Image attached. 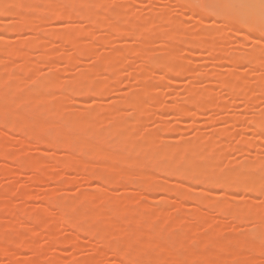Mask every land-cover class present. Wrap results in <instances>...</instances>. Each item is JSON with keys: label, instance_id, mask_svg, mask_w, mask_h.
I'll use <instances>...</instances> for the list:
<instances>
[{"label": "rangeland", "instance_id": "1", "mask_svg": "<svg viewBox=\"0 0 264 264\" xmlns=\"http://www.w3.org/2000/svg\"><path fill=\"white\" fill-rule=\"evenodd\" d=\"M33 1L43 12H38L39 16L35 11L34 17L40 18L36 29L39 32L26 31L24 29L26 25L22 27V21V24L18 21V14L33 16L30 10L32 14L25 8L22 10V8L17 9L11 6L15 8L13 9L8 5L10 8L6 10L9 14L6 10V15L5 13L0 14V26L7 25L5 30L1 29L4 25L0 28V31L2 30L0 32V58L3 55L7 56L6 53L8 55L15 53L14 56H8V60L4 57L8 62L0 67V73L2 71L1 74H3V77L0 76V87L2 83L3 86L6 85L10 91L7 89L6 94L8 92L9 94L5 95L13 99L6 101L8 99L6 97L4 102L0 103V109L8 107L10 111L11 108H17L20 104L19 94L25 92L27 96L26 92L29 91L28 95L31 97L28 96V98L31 99L28 101L27 97L21 94L22 101L25 99L29 107L35 104L42 106L41 103L44 101L43 106L48 105L49 107L51 104V110L42 120V126L43 122L45 123L43 127L45 133L41 130L43 140L31 139V129L16 132L12 131L9 123L5 126V123L0 122V150L8 151L11 157H20L17 160L22 158L26 164L31 162L30 160L34 162V159L43 161L44 169L40 173L33 172L29 165L33 162L27 164L29 168L24 163L25 161L21 160L24 165L15 162L16 158L0 157V264H31L26 262L29 258V262L31 258L35 259V264H136V262L131 263L132 261L123 260L125 261L123 262L122 258L118 259L114 251H108L105 248V244L115 241L125 246L130 245L133 250V247L138 248L142 240L151 232L153 234L156 229H158L156 233L160 232L159 227L161 230L170 232L169 244L175 247L192 246L188 250L195 251L194 259H187L182 264H201L197 260L203 252L205 261L214 262L216 260L217 257L211 253V246L202 245V241L206 238L208 240L219 239L230 250L220 255L224 264H264V223L261 236L252 237L249 235L250 230L256 226L252 219V221L239 222L227 214L228 210L230 212L233 208L231 204L234 203V206L238 204L237 209L241 207L242 211L238 210L241 214L251 211L250 206L264 213V127L263 123L262 128L250 124V121L255 118L260 119L261 116L262 120L264 118V37L256 35V31L253 32L255 28L234 29L229 20L218 23L217 18L212 15L203 16L200 10L202 6L212 3L211 0H194L193 6H187V4L180 6L181 0L180 3L179 0L178 2L177 0H82L81 4L77 2V11L82 10L86 14L85 12L95 10L97 18L94 21H88L86 15H84L85 21L81 19V16L80 18L76 16L74 20H67V18L66 20L64 18L55 20L56 13L51 15L53 10H48L49 13L43 11L45 7L47 10V7L51 5L48 9H52V4H57L55 8L59 7L57 8L58 13V9L67 8V0ZM83 13H80L82 17ZM102 17L109 20L113 28L128 29L129 37L120 35L118 30L115 32L116 29L110 26L109 29L105 27L107 31L104 27L99 29L98 23L102 21ZM133 20L134 22L139 21V27L137 25L133 28ZM19 27L20 29L22 27V31L18 29L15 31L14 28ZM171 28L176 31H171ZM6 30H14V32H6ZM57 30L60 33L76 31L77 38H70L72 42L68 40L65 41L66 43L62 41L61 43L57 37L59 34H52V31L57 32ZM169 30L172 34L176 33L175 36ZM132 33L135 37L131 35ZM168 36L172 37L171 41ZM36 37L40 39V43L35 46L33 41ZM27 41L30 46L27 43L24 44ZM76 45L79 47L77 48ZM213 49L216 51L213 52ZM46 50L52 53H49L50 60L39 61L43 60L39 58L44 56L41 54L42 52L45 54ZM3 52L5 54H2ZM16 53L20 54L18 58ZM228 56L232 59L229 57L230 60H226L225 57ZM64 59H68L67 61L71 64L64 63ZM175 65L176 69L179 66L182 67L180 72L183 73L177 75L180 68L176 70ZM172 66H174L175 70H172L175 74L170 69ZM166 68L169 70L167 71ZM144 74L147 77L144 76V82L142 80L143 83L138 84L139 81L137 82L136 78L141 80L140 76ZM74 80L77 88L78 86L85 88L93 81L106 88L101 86L103 90L99 89L100 91L95 94H84V88L79 87L83 95L77 93L80 95L77 96L72 91ZM48 83L51 84L48 89L50 91L46 93L47 89L42 85L47 84L48 86ZM144 83L145 85H142ZM242 83L245 90L241 91L237 89V86L239 87V84L241 86ZM41 87L46 91L41 92L40 90L41 94H37ZM201 97L202 102H199ZM132 99L138 102L139 111L142 110V112L136 113L138 110L134 111L130 105H127L129 104L127 102ZM194 102L204 108H199V104L196 107L197 103ZM167 108L170 109L167 111ZM25 111L21 112L24 116L28 115L27 112L29 113ZM180 111H184V115ZM0 114H2L0 120L3 121L5 115ZM62 116L74 117L71 127L68 126L70 137L73 139H63L66 145L62 139H60L62 143L59 139H49L53 141L45 143L46 145L43 144L44 138L49 135L55 136L65 126L64 122H60L54 128L49 125L52 121L62 119ZM81 119H88V127L80 128L78 122ZM127 119L130 122L125 125ZM97 129L102 134L94 141V147L104 151L105 156L102 159H96L91 154L88 156L91 152L84 155L79 151L86 148L91 136L89 134H93ZM73 140L75 147H73ZM68 143L69 147L72 143L73 150L71 147L70 149L65 148ZM147 147L154 149L151 152L149 148L150 153L156 156L155 158L162 153H167L171 156L170 158L179 157L185 149H188L183 158L179 160L178 171L185 167L183 160L187 154H190L195 164L188 168V173H197L206 167L208 170L200 174L202 182L194 181L195 184L178 175L169 178L162 173L165 160L163 162L161 159H155L163 163L152 162L153 156L147 157L148 159H144L145 156L140 157L141 152ZM201 152L204 157H200ZM122 156L126 157L124 162L120 160ZM69 157L74 158L76 162L79 161L81 165L85 164V167H88L87 164L91 166V163L94 165V162L99 161L101 168H98V174L106 180L102 182L97 180V175L95 179L92 171L91 174L85 175L87 174L85 173L86 168H83L85 169L83 174V170L80 171L81 165L75 166L79 168L77 172L76 169L72 170L73 172L71 170L66 172L65 165L71 162L76 164L74 159L69 162ZM56 158H62L68 162L64 164L62 160L59 162L60 159L56 162L54 161ZM139 162H144V166L136 169V165L132 164ZM214 164L218 166L214 167ZM93 165L87 169L93 170ZM246 165L252 166L253 170L247 173L244 168ZM115 166L121 168L122 177L120 173L114 171ZM237 168L240 172H237ZM235 169L237 174L233 175L231 171ZM135 172L139 173V179L143 184L145 180H151L155 185L156 183L160 185L168 183L169 185H166L170 189L171 184L173 186L177 184L179 188L177 185V189L176 186L172 188L176 189L175 193L186 191L190 192L191 196L188 193L184 194L187 198L184 195L183 197L174 196L172 194L174 191L170 193L168 190H145L144 186L139 183L140 181L134 185L132 181L125 182L126 176H133ZM228 175H231L232 181H235L233 182L235 183L234 188H236V183L239 184L240 181L246 180L245 178L253 185L262 180V194H250L238 186L240 191L237 188L238 191L234 190L233 187L228 189L229 191L223 188L217 190L220 187L215 189V186L204 182L206 179V181H212ZM121 178L124 181L118 182ZM182 185L190 190L187 191L184 186L181 187ZM182 188L183 190H179ZM207 193H214L217 197L214 200L211 199V202H200L199 204L194 200L195 198L193 199L197 196L200 198L202 195L208 200L210 197ZM80 196H87L90 200V204L86 207L89 212L85 218L86 224H84L89 228L91 224L98 225L100 230L96 233L87 230L86 227L83 228L86 230H81L79 227L68 226L71 203ZM61 201L65 203L63 204L66 205L65 208H61L63 205L59 207ZM124 202L127 203L124 204ZM3 203L6 205L3 206ZM216 203H227L228 205L230 203L231 209L226 204L224 210L226 213L216 214L214 209ZM111 204L114 205L115 213L106 218L103 216V209ZM136 210L141 211L137 217L134 216ZM193 212L203 213L208 219H216L217 223L214 221L208 229L203 223V227L201 223L197 225L198 222L192 224L196 226L189 227L180 226V224L177 226L174 221L173 227L163 225L165 217L172 216L173 219L177 217L178 221L183 220L184 217L187 219L188 215ZM17 218L20 222L15 224ZM154 219L160 220L158 221L160 225L156 224V229L153 230ZM46 223H51L49 229H45ZM126 224L132 229H140L142 238L136 239L133 235L122 233L124 228H127ZM189 229L190 234L198 233L196 243L193 245L190 243L192 234H189ZM209 229L211 232L212 230L218 231L219 235L210 234ZM186 233L190 237L184 235ZM61 239L65 240V243L62 244L64 241H60ZM58 240L62 244L61 247L55 243ZM76 240L84 242L83 247L77 248ZM241 240H248L252 246L255 245L254 250L245 256H234L233 251L238 248ZM29 245L31 246L28 247ZM116 252L118 255V251ZM144 258H142V263L147 261L148 264L156 263L155 261H175L172 256L161 252L152 253ZM202 260L204 261L203 257Z\"/></svg>", "mask_w": 264, "mask_h": 264}, {"label": "bare ground", "instance_id": "2", "mask_svg": "<svg viewBox=\"0 0 264 264\" xmlns=\"http://www.w3.org/2000/svg\"><path fill=\"white\" fill-rule=\"evenodd\" d=\"M68 1V4L66 5L67 6V8H65L66 10H64V8H63V10L62 9H58V13H57V8H59V7H57V8H55V6L57 5V4H52V7L53 8H55L56 9V11H55V9H48V8H50L51 7V5H49L48 7H47V10H46V7H45V9H43V11L44 12H46V11H48V10H53L54 11V13H53V11H52V14L51 15H54L55 13V15H54V17H56V19L55 20H57V18H60L61 20L64 18H67V20L69 19H76L78 16V18H80V16H81V19H84V15H86L87 16V20L88 21H94V19L95 18H97L96 17V13H95V10L93 11V10H90L88 13L87 12H85L86 14H84L83 13V11L81 10V12L80 11H77L78 10V8L76 7V5L77 4H81L83 1L82 0H67ZM182 1V4L180 5V6H182L183 4L184 5H186L187 4V6H191L192 4H193V2L195 3V1L194 0H181ZM180 0H179V3L181 2ZM212 1V3H214V4H212V3H209V4H206V5H209V6H202V8H201V10H200V13L203 15V16H206V15H212V16H214V17H216L217 18V20H218V23L220 22H222V23H224V22H228V20L230 21V23L232 24V27L234 28V29H245V28H248L249 29V27L250 28H252V29H254L253 30V32L255 33V31H256V35L257 34H259L261 37L263 36L264 37V0H211ZM15 2H16V4H15ZM78 2V3H77ZM177 2H178V0H177ZM12 3H13V5H12ZM77 3V4H76ZM35 3H34V1L33 0H1V2H0V14H4L5 13V15H6V13L8 12L6 9L8 8H10L11 6H15V8L17 7V9H21L22 8V10H23V8H25L26 10H28V12H29V10L31 11V12H33V16H31L30 14H29V16H27V15H21V14H18V16H19V20L18 21H20V23H21V21H22V27H24L25 25V27H24V29L26 30V31H30L31 32V30L33 31H35V32H37L36 31V29L38 28L37 26V23H40L39 21H40V18H39V13H41L42 11V9H40V7L37 5L36 6V4L34 5ZM212 4V5H211ZM10 7H9V6ZM83 5V4H82ZM211 5V6H210ZM45 6H47V5H45ZM193 6V5H192ZM19 7V8H18ZM38 7H39V9H38ZM76 7V8H75ZM11 8H13V7H11ZM15 8H13V9H15ZM35 8V9H34ZM37 8V9H36ZM191 8V7H190ZM33 9V10H32ZM7 12H6V11ZM10 11V10H9ZM13 11V10H12ZM15 11V10H14ZM21 11V10H20ZM35 11H36V14L37 15H39L38 16V18L39 19H37L36 17H34L35 16ZM11 12V11H10ZM31 12H29V13H31ZM13 13V12H12ZM16 13H18V12H16ZM43 13V12H42ZM47 13H49V11L47 12ZM83 13V17H82V15L81 14ZM8 14H9V12H8ZM7 14V15H8ZM14 14V13H13ZM32 14V13H31ZM77 14V15H76ZM110 14V13H109ZM48 15V14H47ZM10 16V15H9ZM8 16V17H9ZM12 16V15H11ZM17 15H16V17H18ZM61 16V17H60ZM75 16V17H74ZM77 16V17H76ZM104 16H106V14L104 15ZM3 17V16H2ZM13 17H14V15H13ZM25 17H27V19L25 18ZM31 17L33 18V19H31ZM20 18H21V20H20ZM42 18H43V16H42ZM104 17H102V21H100L99 23H98V28L100 29V27H101V29H103V27H104V29H106L105 27H107L108 29H109V26H110V28H112V29H116L115 30V32H118L120 35H122V36H124V37H127L128 35H129V33L127 32L128 31V29H121V28H118V27H111L112 26V24H111V22H109V20L107 21V19H103ZM108 18V17H107ZM53 19V18H52ZM92 19V20H91ZM66 20V19H65ZM59 21V20H58ZM84 21H85V19H84ZM148 21H150V20H148ZM41 22H43L42 20H41ZM96 22H98V21H96ZM103 22L105 23V24H103ZM107 22H109V23H107ZM139 22V21H138ZM137 22V20L134 22V20H133V23L134 24H132L133 26V28H135V26L137 27V25H138V27H139V25H140V23H138ZM2 23V22H1ZM19 23V22H18ZM88 23V22H87ZM89 23H92L93 24V22H89ZM115 23V22H114ZM113 23V24H114ZM144 23V22H143ZM149 23V22H148ZM148 23H146V24H148ZM3 24V23H2ZM1 24V25H2ZM36 24V25H35ZM4 25V26H3ZM2 26H3V28H1L2 26H0V28L1 29H3V30H5L4 28L7 26H5V24H3ZM116 25V24H115ZM128 25H130V23L128 24ZM16 26V25H15ZM36 26V27H35ZM119 26V25H118ZM142 26H144V25H142ZM253 26V27H252ZM12 27V26H11ZM22 27H21V29H22ZM33 27H34V29H33ZM120 27V26H119ZM128 27V26H127ZM28 28V29H27ZM96 28H97V26H96ZM97 28V29H98ZM124 28V27H123ZM149 28V27H148ZM8 29H10V28H8ZM12 29H13V27H12ZM15 29V31L18 29V30H21L20 29V27L19 28H14ZM132 29V28H131ZM137 29V28H136ZM54 30V29H53ZM55 30H56V28H55ZM118 30V31H117ZM120 30H121V33H120ZM174 30V28L172 29L171 28V31H173ZM2 31V30H1ZM0 31V32H1ZM13 32H14V30H12ZM12 31H8V30H6V32H12ZM22 31V30H21ZM97 31H100V30H97ZM105 31H107V29L105 30ZM109 31V30H108ZM114 31V30H113ZM123 31V32H122ZM133 31V30H132ZM170 30H169V32L172 34V32H171ZM174 31H176V30H174ZM173 31V32H174ZM4 32V31H3ZM12 32V33H13ZM34 32V33H35ZM39 32V31H38ZM72 32H73V34H72ZM168 32V33H169ZM57 33L60 35H58L57 37H58V40H60V42L62 41V42H64V43H66L68 40L69 41H71L72 42V40L71 39H75V38H77L76 37V35H77V32L76 31H70V33L67 31V32H64V33H68L69 35H65L63 32V34L62 33H60L58 30H57V32L56 31H52V34H56L57 35ZM93 33V32H92ZM96 33V32H95ZM95 33H93V34H95ZM123 33H126L125 35L123 34ZM127 33H128V35H127ZM134 33V32H133ZM133 33L131 34V35H133ZM141 34V33H140ZM171 34H169V35H171ZM174 34V35H173ZM172 35L173 36H175V34L176 33H173ZM62 35H63V37H62ZM78 35L80 36V34L78 33ZM119 35V36H120ZM171 35V36H172ZM38 36V35H37ZM169 37L168 36V39H170V41H171V39H172V37ZM66 37V38H65ZM129 37V36H128ZM133 37H135L134 35H133ZM136 37H138L137 35H136ZM37 38V37H36ZM34 39V38H32V40L34 39V43H33V45H37L38 43H40L39 41H40V39L39 38H37V39ZM60 38V39H59ZM71 38V39H70ZM175 38V37H174ZM42 39V38H41ZM65 39V40H64ZM111 39V38H110ZM119 39H121V37H119ZM66 41V42H65ZM106 41V40H105ZM169 41V40H168ZM29 41H27V42H23L24 44H28L29 46H30V44L28 43ZM61 42V43H62ZM111 42V41H110ZM110 42H108V44L110 43ZM113 42V41H112ZM74 44V43H73ZM107 43H106V45H108ZM112 44V43H111ZM28 45H26V46H28ZM31 45H32V42H31ZM35 45V46H36ZM123 45V44H122ZM122 45H120V46H122ZM74 46V45H73ZM264 46V45H263ZM76 47H77V45H76ZM75 47V48H76ZM78 47H79V45H78ZM77 47V48H78ZM76 48V49H77ZM49 51V50H48ZM82 50H80V52H81ZM216 51V49H213V52H215ZM46 53L45 54H43L44 52H42V54L41 55H44L43 57L41 56L40 57V55H39V59H43V60H39V61H46V60H44V59H47V60H50V54H52L51 52H47V50L45 51ZM79 52V53H80ZM10 53V52H9ZM19 53V52H18ZM18 53H16L17 54V58L20 56V54H18ZM47 53H48V56H49V59H48V56H47ZM81 53H83V52H81ZM2 54H5L4 52L2 53ZM7 54V56H5V55H3V57H1L0 58V67H1V65H3V64H6L5 62H8L7 60H8V56H14L15 55V53H13L14 55H12V54H9L8 55V53H6ZM84 54V53H83ZM82 54V55H83ZM95 54V53H94ZM86 55V54H85ZM46 56H47V58H46ZM4 57H6L7 58V60H6V58H4ZM229 57L230 56H228V57H225V59L226 60H230L229 59ZM2 58H4V60L2 59ZM11 58V57H10ZM51 58H53V56H51ZM62 58V57H61ZM64 58V57H63ZM66 58V57H65ZM67 58H69V57H67ZM145 58V57H144ZM231 59H232V57H230ZM36 59V58H35ZM71 59V58H70ZM75 58H73V60H74ZM97 59V58H96ZM54 60V59H53ZM68 60V59H67ZM66 59H64L63 61H64V63L66 62H68ZM100 60V59H99ZM148 61H149V59H147ZM146 60V61H147ZM62 61V62H63ZM72 60H70V62H71ZM75 61V60H74ZM95 61V60H94ZM38 62V61H37ZM69 63V62H68ZM93 63V62H92ZM146 63V62H145ZM151 63V62H150ZM69 64H71V63H69ZM68 64V65H69ZM151 64H153V63H151ZM170 64V63H169ZM261 65H262V61H261V63H260ZM172 65V64H171ZM171 65H170V67H171ZM174 65V64H173ZM264 65V64H263ZM177 66H178V64H177ZM176 65H175V69H176V67H177ZM154 67V66H153ZM178 68H180V70L178 71L179 73L177 74V75H179V74H181V73H183V72H180L181 71V69H182V67H178ZM178 68L176 69V70H178ZM184 68V67H183ZM3 69V68H2ZM1 69V70H2ZM90 69V68H89ZM92 69V68H91ZM110 68L108 67V70H109ZM171 69V71L173 72V70L172 69H174V66H172V68H170ZM174 69V70H175ZM97 70V69H96ZM100 70V69H99ZM166 70L168 71L169 70V68H166ZM166 71V72H167ZM183 71V70H182ZM53 72V71H52ZM175 72V71H174ZM173 72V73H174ZM1 73H2V71H1ZM0 73V74H1ZM35 73V72H34ZM225 73V72H224ZM141 74H142V72H141ZM140 73H139V75H141ZM170 74H172V73H170ZM175 74V73H174ZM173 75V74H172ZM0 76H2L3 77V74H1ZM35 76V75H34ZM144 76H146L145 74L143 75V76H140V78H142L141 80L139 79V78H136V77H138V75H136V77L134 76V78H136V79H138L137 80V82L139 81V83L138 84H141V83H143L144 82ZM180 76H182V75H180ZM223 76H225V75H223ZM1 77V78H2ZM147 77V76H146ZM227 77V76H226ZM229 77V76H228ZM227 77V78H228ZM33 78V77H32ZM132 79H133V77H132ZM136 79H135V81H136ZM142 80H143V82H142ZM136 82V83H137ZM141 82V83H140ZM51 83V82H50ZM2 86L1 87H3V88H1L0 87V89H2V90H0V103L3 101V100H5L6 99V95L7 94H9V92L6 94V92H7V87H6V85H4L3 86V83L1 84ZM51 84H49L48 83V86H47V84H46V86L45 85H42V87H44L45 89H47V91H46V93L47 92H49L50 90H48V89H50V86ZM108 85V84H107ZM142 85H145V83L144 84H142ZM242 85H243V83L241 84V86H240V84H239V87L237 86V89H239V90H245V88L244 87H242ZM77 85H76V83H75V80H74V82H73V86H72V91H74L75 93V95H79V94H77V93H81L80 95H83V93L84 94H95L96 92H99L100 90H103V89H101V86L102 87H104V89L106 88V86H103V85H99V84H97L95 81H93V82H91L90 84H88L87 86H85V88L83 89L81 86H78V88L76 87ZM100 86V87H99ZM244 86V85H243ZM42 87L41 88H39V92L37 93V94H41V92L42 91H44L43 89H42ZM79 87H80V89H83V90H85L83 93L82 92H80L81 90L79 89ZM242 87V88H241ZM10 88V87H9ZM71 88V87H70ZM100 89V90H99ZM6 90V91H5ZM9 90V89H8ZM40 90H41V92H40ZM71 90V89H70ZM196 90V89H195ZM194 90V92L196 93V91ZM261 90V89H260ZM10 91V90H9ZM44 91V92H45ZM71 91V92H72ZM193 91V90H192ZM43 92V93H44ZM87 92V93H86ZM191 92V91H190ZM190 92H188L189 94H193V95H196V94H194V93H190ZM262 92V91H261ZM25 92H23V93H20L19 94V96H20V100H19V105L17 106V108L15 107V109H12L11 108V110L10 111H8V107H5L6 109H0V113H4V115H5V117H4V120L3 121H1L0 120V122L1 123H5L4 125L6 126L8 123L10 124L9 126H11V129H12V131H16L17 132V130H23V132H25V131H28V130H30L31 129V131H32V138L31 139H42L43 140V137H41V130L43 131V127H45V123L43 122V126H42V120L46 117V114L51 110V104H49V107H48V105L47 106H43V102L41 103V105L42 106H40V104H35V105H33V106H31V107H29L28 106V104H27V102H26V100L28 99V101L31 99H29L28 98V94H29V91H28V93L26 92V94H27V96L24 94ZM32 93V92H31ZM42 93V94H43ZM6 94V95H5ZM21 94H24L26 97V100L24 99V96H23V99H24V101H22V98H21ZM45 94V93H44ZM16 95H17V93H16ZM15 95V96H16ZM31 95H33V94H31ZM79 95V96H80ZM188 95V94H187ZM198 95V94H197ZM29 97H31V96H29ZM190 97V96H189ZM188 97V98H189ZM198 97H200V96H198ZM198 97H196L197 99H198ZM8 99H6V101L7 100H13V99H10L9 97H7ZM15 98H17V97H15ZM194 98H195V96H194ZM188 100V99H187ZM193 100V99H192ZM196 100V99H195ZM199 100V99H198ZM194 101V100H193ZM205 101V98H204V100H203V102ZM4 102V101H3ZM17 102H18V100H17ZM199 102H202V97H201V99H200V101ZM23 103V104H22ZM127 103H129V104H127V105H130L131 107L130 108H132L134 111H137L138 110V112H136V113H139V112H142V110H140L139 111V105H138V102L135 100V99H132L131 101L129 100ZM192 103V102H191ZM195 103V102H194ZM197 103V102H196ZM195 103V104H196ZM199 103H197L196 104V107H197V105H198ZM37 105V106H36ZM138 106V107H137ZM200 106V104L198 105V107ZM0 107H1V105H0ZM53 107V106H52ZM172 107V106H171ZM138 108V109H137ZM173 108V107H172ZM199 108H204V107H199ZM10 109V108H9ZM170 109V108H169ZM168 108H167V111L169 110ZM24 110H26L25 112H27V111H29V113L27 112V114L28 115H26V116H24V115H22V113L21 112H23ZM133 110H132V112H133ZM164 112H166V111H164ZM135 113V112H134ZM180 113H182L183 115H184V111H180ZM262 113V112H261ZM260 113V114H261ZM11 114H12V116H11ZM0 115H2V114H0ZM95 116V115H94ZM1 117V116H0ZM3 118V117H2ZM260 118V117H259ZM1 119V118H0ZM74 120V117H65V116H62V119H60V120H57V121H52L49 125H51L50 127H55L56 125H59L60 124V122H64V124H65V126L62 128V129H60L59 131H58V133L55 135V136H53V137H51L50 135V137L49 136H45L46 138H44L45 140H44V143L43 144H45V143H49L51 140H49V139H73V137L71 138L70 137V130L68 129V126L69 127H71L70 125L72 124V121ZM130 122V120L129 119H127L126 121H125V125H127L128 123ZM262 123H263V127H264V118H263V120H262V116H261V118L260 119H256L255 118V120H252V121H250V124H254L255 125V127H258V128H262ZM78 124H79V126H80V128H82V129H84L85 127H88V119H81L79 122H78ZM3 125V124H2ZM8 126V127H9ZM4 127V126H3ZM7 127V128H8ZM10 128V127H9ZM42 128V129H41ZM48 128H49V126H48ZM47 129V128H46ZM52 129V128H51ZM71 129V128H70ZM50 130V129H49ZM48 131V130H47ZM46 131V132H47ZM44 133H45V131H43ZM27 133V132H26ZM29 133V132H28ZM43 133V134H44ZM21 134V133H20ZM23 134V133H22ZM25 134V133H24ZM48 134V133H47ZM101 131L100 130H96V131H94V133L92 134H89V135H91L90 137H89V139L90 140H88V145H86V148H83L82 150L80 149L79 151H81V153L82 154H84L85 155V153H86V155H87V153L88 152H91V153H88V156H90L89 154H91V155H93V157L94 158H100V159H102L104 156H105V154H104V151H102V150H100V149H96L95 147H94V141L96 140V139H98L100 136H101ZM25 135H27V134H25ZM29 135V134H28ZM46 135V134H45ZM28 137V136H27ZM29 137H30V135H29ZM26 138V137H25ZM20 139V138H19ZM23 139V138H22ZM27 139V138H26ZM30 139V138H29ZM78 139V138H77ZM58 140V141H59ZM67 140V141H68ZM76 140V139H75ZM79 140V139H78ZM41 141V140H40ZM53 141V140H52ZM51 141V142H52ZM61 141V140H60ZM50 142V143H51ZM70 142H72V141H70ZM69 142V143H70ZM76 142H78V141H76ZM41 143H42V141H41ZM47 143V144H48ZM54 143V142H53ZM56 143V142H55ZM57 143H59V142H57ZM61 143H62V141H61ZM63 143H64V140H63ZM69 143L67 144V147L65 146V148L67 149L69 146ZM65 145H66V142L64 143ZM77 144V143H76ZM46 145V144H45ZM52 145V144H51ZM55 145H57V144H55ZM71 145H72V143L70 144V147H71ZM48 146V145H47ZM50 146V145H49ZM57 146H59V144L57 145ZM61 146H62V144H61ZM52 147L54 148V146L52 145ZM70 147L68 148V149H70ZM73 147H75V142H74V140H73ZM77 147V146H76ZM59 148V147H58ZM61 148V147H60ZM72 148V147H71ZM151 149V152H153L152 150H154V149H152L151 147H147L146 149H144V151H142L141 152V154H140V157H142L143 158V156H145L144 157V159H146L147 157H152L153 155H154V153H153V155H152V153H150V149ZM54 149H56V148H54ZM148 149V150H147ZM72 150H73V148H72ZM68 151V150H67ZM187 151H188V149H185L183 152V154L181 153V156H179V157H173V158H170L171 156L170 155H168L167 153H162V154H160V155H157V158H155L156 156H153L152 157V162L153 161H157V162H161V163H163L164 161L163 160H165V162H164V169H163V171H162V173H164V175L165 176H167V177H169L170 178V176L172 177V176H174V175H178L180 178L182 177V178H184V179H188L190 182L192 181V182H196V181H201L202 182V178L200 177V174H202L204 171H206V169L208 170V167H206V168H202L201 169V171L200 172H197V173H188V168H190V166L191 165H195L193 162V159H192V157L190 156V154H187L186 156H185V158H184V160H183V162H184V164H185V167H183V169H181L180 171H178V165L180 164L179 163V160H180V158H183V155L184 154H186L187 153ZM80 153V152H79ZM150 153V154H149ZM156 153V152H155ZM82 154H80V155H82ZM149 154V155H148ZM12 155V154H11ZM79 155V154H78ZM142 155V156H141ZM13 156H15V155H13ZM83 156V155H82ZM175 156V155H174ZM203 156V152H201V154H200V157H202ZM0 157H3V158H9V157H11L10 156V153L8 152V151H3V150H0ZM161 157V158H160ZM204 157V156H203ZM16 158V159H15ZM17 158H20V157H18V156H16V157H11L10 159H15V162L17 161L18 162V164H19V162L20 163H23L25 160H22V158H21V160L23 161H21L20 159H18L17 160ZM77 158V157H76ZM10 159H8V160H10ZM59 160V162L62 160V158H56V159H54V161H56V162H58V160ZM74 159V158H70L69 157V162L70 161H72V160ZM148 159V158H147ZM154 159V160H153ZM155 159H161L160 161H158V160H155ZM77 160H78V158H77ZM120 160L122 161V162H124L125 160H126V157L124 156H122V157H120ZM150 160V159H149ZM31 162H33V160H30ZM67 161V162H68ZM145 161V160H144ZM147 161V160H146ZM14 162V163H15ZM31 162H29V163H31ZM62 163H64V164H66L67 162H66V160H62L61 161ZM74 162L76 163V164H74L73 162H71V163H68L67 165H65L64 166V169L66 170V172L67 171H70L71 170V172H73L75 169H76V172H77V170L79 171V168L78 167H75V166H77V165H81V163L79 164L78 162L79 161H77L76 162V160L74 159ZM25 164H26V161L24 162ZM23 163V164H24ZM29 163H27V164H29ZM78 163V164H77ZM144 163V162H143ZM142 162H139V163H134V164H132L133 166L134 165H136L135 166V168L136 169H140V168H142L143 166H144V164H143ZM155 163V162H154ZM153 163V164H154ZM24 164V165H25ZM26 164V166H28L29 167V165H30V167H32L30 170H32L33 172H37V173H40L41 172V170L42 169H44V162L43 161H39V160H35L34 159V162H33V164L31 163V164H29V165H27ZM156 164V163H155ZM17 165V164H16ZM22 165V164H21ZM32 165V166H31ZM69 165H70V167H69ZM71 165H73V166H71ZM92 163H91V166H89V164H87V166L88 167H92ZM212 165V164H211ZM210 165V166H211ZM84 166V167H83ZM218 165L217 164H214V167H217ZM29 167V168H30ZM72 167V168H71ZM81 167L82 168H80L81 170L80 171H82L83 170V174H84V172L85 173H87V174H85V175H88V174H91L92 172V174L94 175L93 177L95 178V176L98 178H95V179H97V180H99V181H104V180H106V178H104L102 175H100V174H98V168L100 169L101 167H100V164H99V161H97V162H94V165H93V170H91V168H89V170L87 169L88 167H85V164H82L81 165ZM97 167V168H96ZM71 168V169H70ZM78 168V169H77ZM83 168H86V170L85 169H83ZM209 168H211V167H209ZM245 170L247 171V173H249L251 170H253V167L252 166H250V165H246L245 167ZM95 169H97V170H95ZM212 169V168H211ZM238 169V168H237ZM3 170V169H2ZM73 170V171H72ZM85 170V171H84ZM0 171H1V169H0ZM44 171V170H43ZM92 171V172H91ZM97 171V172H96ZM114 171L116 172V173H120V177H122L123 176V174L121 173V168L119 167V166H115L114 167ZM236 169L235 170H232L231 171V173L234 175V174H237L236 173ZM96 174H95V173ZM100 172V171H99ZM237 172H240V169H238V171ZM100 175V176H99ZM133 176H126V178H125V182L127 181V182H129V181H132V185H134V184H137V182H139V183H141L142 181L139 179V173L138 172H135L134 174H132ZM232 175V176H233ZM218 178V177H217ZM101 179V180H100ZM246 180H242V182L240 181V183L239 184H237L236 183V188H237V186H238V188H240V189H243V191H248V193H250V194H255V195H257L256 193H261L262 194V180H259V183H255V185H253L252 183H250V181L247 179V178H245ZM122 178L118 181V182H122V181H124V180H122ZM207 180V179H206ZM204 181L206 184H207V182H208V184L210 183V185H212V186H215L214 188L216 189L217 187H220V188H217V190H222V188L223 189H225L226 191H229L228 189H230V188H232L233 186L235 187V183H233V182H235L234 180L232 181V179H231V175H228L227 177H224V178H218V179H214V180H212V181H214V182H212L211 180H208V181ZM183 181V180H182ZM211 181V182H210ZM144 182V184L143 183H141L142 184V186H144V189L145 190H151V189H153V190H163V191H165V190H168L169 192L171 191H174V192H172V194L174 195V196H181V197H183L182 195H184V194H187L188 192H183V191H177V193H175L176 191V189H177V186L174 184V186L171 184V187L172 188H174L175 186H176V189L174 190V189H170V187L168 186L169 184L168 183H165V184H157L156 183V185H155V183H153L151 180L150 181H147V180H145V181H143ZM195 182H194V184H195ZM198 183V182H197ZM204 183V184H205ZM166 184H168V185H166ZM186 184V183H185ZM192 184V183H191ZM191 184H188V185H191ZM232 184V185H231ZM128 185H130V184H128ZM154 185V186H153ZM160 185V186H159ZM165 185V186H164ZM181 185V184H180ZM187 185V184H186ZM156 186V187H155ZM184 185H182L181 187H183ZM208 186V185H207ZM211 186V187H212ZM168 187V188H167ZM210 187V186H209ZM233 187V188H234ZM178 188H179V186H178ZM184 188H185V186H184ZM236 188H234V190H237ZM170 189V190H169ZM186 189V188H185ZM179 190H183V188L182 189H179ZM187 191L188 190H190V189H188V187H187V189H186ZM232 190V189H231ZM239 190V189H238ZM237 190V191H238ZM168 191H167V194H168ZM240 191V190H239ZM170 192V193H171ZM164 193H166V192H164ZM190 193V192H189ZM188 193V194H189ZM185 196V198H187L186 197V195H184ZM188 196V195H187ZM189 196H191V194H189ZM188 196V197H189ZM192 196H194V195H192ZM207 196L208 197H210L208 200H206V198H203L202 197V195H201V197L199 198V196H197V197H193V199L195 200V201H198V204L201 202V203H208V202H211L210 200L212 199V200H214V198L215 197H217V195H215L214 193H207ZM179 198V197H178ZM184 198V199H185ZM191 198V197H190ZM202 198V199H201ZM189 199V198H188ZM205 199V200H204ZM203 200V201H202ZM189 201V200H188ZM193 202V201H192ZM219 202V201H218ZM127 202H124V204H126ZM228 203V202H227ZM226 203V204H227ZM63 204H65L63 201H61V203H59V207H61ZM90 204V200L88 199V197L87 196H80V197H78L77 199H75L72 203H71V206H70V217L68 216V218L70 219V221H69V223H68V226H75L76 228H80L81 230L83 229V228H87V230H89V231H93L94 233H96V232H98V230H100L99 229V227H98V225H96V224H91V227L89 228V227H87V225L85 226V218H86V216H87V214H88V210L86 209V207H87V205H89ZM196 204V203H195ZM220 203H216V206L214 205V209H215V212H216V214L218 213V214H220V215H222V214H224V213H226L224 210L226 209V206L228 205H226V204H220ZM235 204V203H234ZM234 204L232 205L231 204V206L233 207L232 209L229 207V205H230V203H229V205H228V207H229V209H231V211L229 212V210H228V215H230L233 219H235V221H239V222H244V221H248V220H251L252 222H254V223H256V226H255V228L254 229H251L250 230V234L249 235H252V237H254V236H261L260 234H262V224L264 223V213H262L261 211H257L258 209H256V208H254L253 206H250V210L251 211H249L248 213L246 212V213H242L241 214V212H238V210H240L241 209V207H239L238 209H237V207H238V204L237 205H235L234 206ZM4 205H6V203H3V206ZM223 205V206H222ZM242 205V204H241ZM114 205L113 204H111V205H109V206H107L106 208H104L103 209V216L104 217H110V216H112L114 213H115V211H114V207H113ZM225 206V207H224ZM66 207V205H63L61 208H65ZM180 208V207H179ZM178 208V210H180ZM209 208V207H208ZM248 208V207H247ZM139 210V209H138ZM226 210V211H227ZM240 211H242V210H240ZM140 212L141 211H135L134 212V216H139L140 215ZM223 212V213H222ZM243 212H245V210L243 209ZM222 213V214H221ZM190 214V213H189ZM189 217V219L187 218V219H185L186 217H184L183 218V220L181 219H179L178 221H177V217L176 218H172V216L171 217H165V219L163 218V225L164 224H166V225H171L172 227H173V224H175L176 223V225L177 226H179V224H180V226H187V227H189V226H196V225H192L193 223L195 224V223H197V225H199V223H201V226H202V223L204 224V227H206L207 229H208V226L210 227L211 225H212V223H214V221H215V223H217V221H216V219H208L203 213H195V212H193V214H190V215H188ZM174 217V216H173ZM158 218V217H157ZM156 218V219H157ZM182 218V217H181ZM68 219V220H69ZM132 219H134L133 217H132ZM156 219H154L155 221L153 222V224H152V229L154 230V229H156V227L155 226H157L158 224H159V222L158 221H160L161 220V218H160V220H156ZM173 219V220H172ZM176 219V220H175ZM184 219L186 220V221H184ZM153 220H151V222H152ZM162 221V220H161ZM173 221L175 222V223H173ZM194 221V222H193ZM20 222V219L19 218H17L16 219V221H15V224H18ZM133 222V221H132ZM52 223V222H51ZM51 223H46L45 224V229H49L50 227H51ZM85 223V224H84ZM84 224V225H83ZM157 224V225H156ZM183 224V225H182ZM149 225H151V224H149ZM160 225V224H159ZM158 225V226H159ZM161 225H162V223H161ZM70 226V227H71ZM81 226H84V227H81ZM126 227L127 228H124L125 230H123L122 231V233L124 232V234H126V235H133L136 239H139L140 237H141V235H142V233H141V230L140 229H132V228H130V226L129 225H127L126 224ZM164 227H165V225H164ZM203 227V226H202ZM89 228V229H88ZM150 228V227H149ZM161 227H159V231L160 232H158V233H156V230H158V229H156V230H154L153 231V234H152V232L150 233V235L146 238L145 237V239L144 240H142V242L139 244V246H138V248H136V247H133V250H132V247L130 246V245H127V246H125V244L124 245H122V244H119V243H116L115 241H112V242H107V244H105V248L109 251H114L113 253H115L116 254V256H118L119 258L118 259H121L122 261L123 260H125V261H132L131 263H134V262H136V264H148V263H146V262H144V263H142V258L143 259H145L144 257L145 256H149V255H151L152 253H157V252H161V253H164V254H167V255H170V256H172L173 258H175V261L173 262V261H168V262H157V261H155L156 263H153V264H182L185 260H187V259H189V260H192V259H194V256H195V251H189L188 250V248H192V246H188V247H186V246H181V247H179V246H177V247H175L173 244H169V241H168V236H170L169 234H170V232L167 230H164V229H160ZM176 228V227H175ZM191 228V227H190ZM151 229V228H150ZM151 229V230H152ZM171 229V228H170ZM169 229V230H170ZM186 229H188V228H186ZM83 230H86V229H83ZM172 230V229H171ZM210 230V229H209ZM187 231V230H186ZM189 231V234H190V229L188 230ZM187 231V232H188ZM208 231V230H207ZM264 232V231H263ZM212 233V235H219V233H218V231H213L212 230V232H211V230H210V234ZM189 234L188 233H186V234H184V235H187V236H189ZM192 234V233H191ZM190 234V235H191ZM198 234V233H197ZM197 234H195V233H193L192 234V238H190L192 241L190 242V243H192L191 245H193V244H195L196 243V241H195V239L197 238ZM36 236H38V234H36ZM190 237V236H189ZM142 238V237H141ZM80 239V238H79ZM82 240V239H81ZM81 240H79L80 241V244H79V241H77L76 243L78 244V246H77V248H80V247H83V243H81L82 241ZM60 241H64V242H62V244L63 243H65V240H63V239H61ZM59 240L56 242L55 241V243H57V245L59 246V247H61L62 246V244H61V242H60ZM84 241V240H83ZM195 241V242H194ZM54 243V246L56 245ZM67 243V242H66ZM75 243V244H76ZM76 244V245H77ZM61 245V246H60ZM80 245V246H79ZM82 245V246H81ZM202 245L203 246H211V253H212V255H214V256H216L217 258H216V260L214 261V262H207V261H205V254H204V252L202 253V254H200V257H199V259L197 260V262H199V263H201V264H224V262H223V259L220 257V255L223 253H226L227 251H230L226 246H225V244L224 243H222L219 239H216V240H208V238H206V239H204V241H202ZM264 245V244H263ZM31 245H29L28 247H30ZM75 246V245H74ZM253 246H255V245H253ZM250 243H249V241L248 240H241L240 242H239V244H238V248L236 249V250H234L233 252V255L234 256H238V257H240V256H245L246 254H248V253H250L251 251H253L254 250V247H253ZM261 248H263L262 247V245H259ZM258 246V247H259ZM57 247V246H56ZM129 247V248H128ZM131 247V248H130ZM257 247V248H258ZM137 250H136V249ZM121 249V250H120ZM116 251H118V255H117V252ZM120 251V252H119ZM120 253V254H119ZM115 256V255H114ZM115 256V257H116ZM121 256V257H120ZM202 257H203V259H204V261L202 260ZM117 258V257H116ZM29 260H30V258L26 261V262H28V263H31V264H35V259L33 260V258H31V261L29 262ZM32 260H33V262H32ZM125 261H123V262H125Z\"/></svg>", "mask_w": 264, "mask_h": 264}]
</instances>
